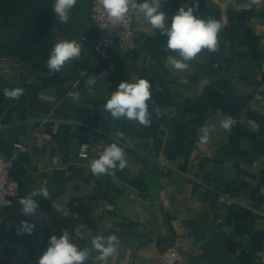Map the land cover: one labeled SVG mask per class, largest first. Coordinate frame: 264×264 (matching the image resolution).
I'll list each match as a JSON object with an SVG mask.
<instances>
[{"label": "crops", "instance_id": "0c3cea01", "mask_svg": "<svg viewBox=\"0 0 264 264\" xmlns=\"http://www.w3.org/2000/svg\"><path fill=\"white\" fill-rule=\"evenodd\" d=\"M184 3L165 0L166 18ZM52 4L0 0V154L14 157L0 262L37 264L49 236L67 230L81 248L97 235L119 237L115 253L99 259L93 250L84 264H188L194 255L205 264H264V0H200L198 15L223 28L217 49L183 70L168 64L166 37L135 17L127 50L90 61L97 30L89 0H77L66 23ZM65 39L79 42L81 55L54 74L47 59ZM91 75L97 82L88 86ZM141 77L151 83V124L111 118L103 104L116 85ZM16 87L19 98L4 94ZM113 142L126 167L93 175L90 162ZM41 187L49 196L37 197L36 228L18 235L33 219L20 200Z\"/></svg>", "mask_w": 264, "mask_h": 264}, {"label": "clouds", "instance_id": "9594fccd", "mask_svg": "<svg viewBox=\"0 0 264 264\" xmlns=\"http://www.w3.org/2000/svg\"><path fill=\"white\" fill-rule=\"evenodd\" d=\"M165 0H99V5L111 20H121L126 14L135 10L136 15L149 26L153 33L159 30L161 36L166 37V47L174 54L167 57L168 64L178 70L189 67L188 61L193 60L202 50L215 51L218 47V34L223 24L215 18H203L198 15L197 9L200 0H185V3L176 9L170 20L163 11ZM77 0H53L52 10L59 21L66 23L70 19V11ZM81 55V44L76 40H60L50 50L48 69L59 73L65 65ZM96 77L91 75L86 81L88 86L96 84ZM24 89L16 87L5 89L4 94L10 98H19ZM68 95L76 101L80 99L78 91L69 92ZM151 83L146 78L133 81L121 80L109 98L103 104L104 110L111 118H121L136 121L144 126L151 124L148 102L151 100ZM225 131H230L234 120L225 117L221 121ZM200 139L207 142L210 129L201 130ZM119 135H122L120 133ZM127 160L124 149L113 142L90 162L93 175L100 176L111 173L116 169L126 167ZM49 192L46 187L29 193L20 200L21 211L24 216L33 217L32 220H22L17 229L18 235L31 234L36 228L38 218L39 199L47 198ZM120 246L119 237L112 233L107 236L97 235L91 241V248H81L75 244L67 230L59 235L49 236L48 245L39 255L37 264H84L92 251H96L99 259L111 256Z\"/></svg>", "mask_w": 264, "mask_h": 264}, {"label": "built area", "instance_id": "2783aa9c", "mask_svg": "<svg viewBox=\"0 0 264 264\" xmlns=\"http://www.w3.org/2000/svg\"><path fill=\"white\" fill-rule=\"evenodd\" d=\"M88 17L97 30V37L92 42L87 57L90 61L100 58H109L116 51H125L131 44L135 29V12L130 11L121 20H111L99 5V0H89ZM3 62V60L0 59ZM1 63V62H0ZM21 64V63H20ZM20 148V143H15ZM80 157L87 156V145L81 143L78 150ZM14 157H5L0 154V210L11 203V171ZM169 259L167 264H172Z\"/></svg>", "mask_w": 264, "mask_h": 264}, {"label": "rangeland", "instance_id": "374dc122", "mask_svg": "<svg viewBox=\"0 0 264 264\" xmlns=\"http://www.w3.org/2000/svg\"><path fill=\"white\" fill-rule=\"evenodd\" d=\"M186 261L188 262V264H205L203 261V257H200L198 255L189 256L188 258H186Z\"/></svg>", "mask_w": 264, "mask_h": 264}, {"label": "water", "instance_id": "95a60500", "mask_svg": "<svg viewBox=\"0 0 264 264\" xmlns=\"http://www.w3.org/2000/svg\"><path fill=\"white\" fill-rule=\"evenodd\" d=\"M134 12H135V10H134ZM135 18H136V22L139 24V23H141V22H143L137 15H136V12H135ZM0 264H10L6 259H4V260H2L1 262H0Z\"/></svg>", "mask_w": 264, "mask_h": 264}]
</instances>
